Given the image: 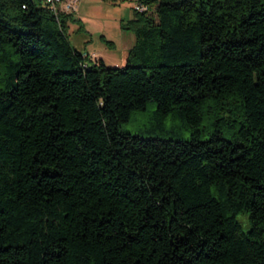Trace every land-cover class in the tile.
<instances>
[{"label": "trees", "instance_id": "1", "mask_svg": "<svg viewBox=\"0 0 264 264\" xmlns=\"http://www.w3.org/2000/svg\"><path fill=\"white\" fill-rule=\"evenodd\" d=\"M135 2L107 67L0 0V264H264V0Z\"/></svg>", "mask_w": 264, "mask_h": 264}, {"label": "rangeland", "instance_id": "2", "mask_svg": "<svg viewBox=\"0 0 264 264\" xmlns=\"http://www.w3.org/2000/svg\"><path fill=\"white\" fill-rule=\"evenodd\" d=\"M136 6L135 0H79L77 12L71 14L73 20L67 23L70 46L92 61L102 60L107 67H123L136 44L135 31L128 28ZM149 13L154 16L153 9ZM156 116L155 107L148 106L145 111L135 112L123 129L139 132L151 126Z\"/></svg>", "mask_w": 264, "mask_h": 264}, {"label": "built area", "instance_id": "3", "mask_svg": "<svg viewBox=\"0 0 264 264\" xmlns=\"http://www.w3.org/2000/svg\"><path fill=\"white\" fill-rule=\"evenodd\" d=\"M42 2L55 16L74 14L79 6V0H42Z\"/></svg>", "mask_w": 264, "mask_h": 264}]
</instances>
